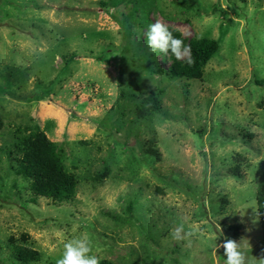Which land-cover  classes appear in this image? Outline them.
<instances>
[{
	"label": "rangeland",
	"instance_id": "rangeland-1",
	"mask_svg": "<svg viewBox=\"0 0 264 264\" xmlns=\"http://www.w3.org/2000/svg\"><path fill=\"white\" fill-rule=\"evenodd\" d=\"M223 3L0 0V264H21L11 241L42 254L31 264H57L79 236L100 264H224L226 240L264 261V0ZM156 21L186 47L218 42L200 77L158 71L176 58L148 48ZM154 94L161 111L139 118ZM17 125L61 150L72 200L32 196L6 154Z\"/></svg>",
	"mask_w": 264,
	"mask_h": 264
},
{
	"label": "trees",
	"instance_id": "trees-1",
	"mask_svg": "<svg viewBox=\"0 0 264 264\" xmlns=\"http://www.w3.org/2000/svg\"><path fill=\"white\" fill-rule=\"evenodd\" d=\"M172 31L175 36L181 38L178 31ZM182 40L185 43L184 39ZM187 47L190 50L191 64L187 63V57L183 60L174 59L168 68L158 69V71H163L170 77L198 78L202 74V66L217 51L218 42L208 37H191ZM169 53L173 55L170 51ZM161 108L159 97L156 94L148 95L141 99L136 113L139 118L150 121L157 112L161 111ZM13 137L15 144L12 149L7 150L6 154L13 156L15 170L28 178V189L32 196L55 201L72 200L75 197L79 179L68 171L64 165L61 150L47 135L37 127L27 131L26 127L17 125L13 130ZM150 144H154V141H150ZM148 153L153 156L159 155L153 145ZM256 205L264 234V174L257 183ZM7 248L8 256L21 264H31L42 258V254L29 244L11 241ZM101 264L111 263L103 260Z\"/></svg>",
	"mask_w": 264,
	"mask_h": 264
},
{
	"label": "clouds",
	"instance_id": "clouds-1",
	"mask_svg": "<svg viewBox=\"0 0 264 264\" xmlns=\"http://www.w3.org/2000/svg\"><path fill=\"white\" fill-rule=\"evenodd\" d=\"M227 6V0H225V3L221 4V7L226 8ZM146 42L152 53L167 54L170 51L177 60L187 57V63H192L189 48L184 46L183 40L175 36L165 23L156 21L150 24L146 33ZM245 208L247 206L237 210ZM183 232L184 225L179 224L175 227L172 235L175 239L179 240L183 238ZM217 246L216 243L215 248ZM222 246L224 248V264H255L253 259L247 257L241 243L226 240ZM57 264H100V259L92 254L89 238L87 236H79L72 237L64 242L62 256L58 259ZM261 264H264V261H261Z\"/></svg>",
	"mask_w": 264,
	"mask_h": 264
}]
</instances>
